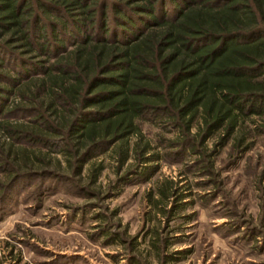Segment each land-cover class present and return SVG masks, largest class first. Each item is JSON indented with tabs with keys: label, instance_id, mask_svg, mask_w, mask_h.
<instances>
[{
	"label": "trees",
	"instance_id": "obj_1",
	"mask_svg": "<svg viewBox=\"0 0 264 264\" xmlns=\"http://www.w3.org/2000/svg\"><path fill=\"white\" fill-rule=\"evenodd\" d=\"M0 78L14 88H0V114L16 95L27 106L9 112L34 117L0 125L9 174L43 161L35 149L62 156L76 174L113 150L117 171L134 161L120 182H147L168 154L152 153L145 124L176 131L178 141L157 144L184 155L212 138L223 147L246 121L264 120V0H0ZM102 171L92 168L93 183ZM158 190L160 200L174 193Z\"/></svg>",
	"mask_w": 264,
	"mask_h": 264
},
{
	"label": "rangeland",
	"instance_id": "obj_2",
	"mask_svg": "<svg viewBox=\"0 0 264 264\" xmlns=\"http://www.w3.org/2000/svg\"><path fill=\"white\" fill-rule=\"evenodd\" d=\"M0 88L14 89L1 78ZM17 104L27 106L8 96L0 125L34 120L9 112ZM256 125L264 120L246 121L223 147L212 138L183 155L157 144L161 138L178 141L176 131L145 124L152 153L168 155L143 183L133 175L127 184L119 181L134 161L117 171L113 150L76 174L62 156L35 149L43 161L32 159L30 173L21 169L18 175L6 171L9 159L0 151V264H264V135L253 134ZM197 133L195 125L189 135ZM240 134L247 138L237 150ZM0 144L6 152L9 140L1 128ZM211 151L212 158L203 157ZM98 166L103 171L93 183L90 171ZM168 185L172 198L160 200L158 189ZM175 203H185L184 210L171 215Z\"/></svg>",
	"mask_w": 264,
	"mask_h": 264
}]
</instances>
